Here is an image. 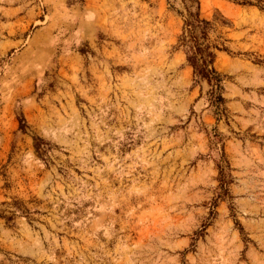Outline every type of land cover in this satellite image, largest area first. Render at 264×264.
I'll use <instances>...</instances> for the list:
<instances>
[{"label": "rangeland", "instance_id": "obj_1", "mask_svg": "<svg viewBox=\"0 0 264 264\" xmlns=\"http://www.w3.org/2000/svg\"><path fill=\"white\" fill-rule=\"evenodd\" d=\"M198 1L221 114L180 0H0V264H264V0Z\"/></svg>", "mask_w": 264, "mask_h": 264}, {"label": "trees", "instance_id": "obj_2", "mask_svg": "<svg viewBox=\"0 0 264 264\" xmlns=\"http://www.w3.org/2000/svg\"><path fill=\"white\" fill-rule=\"evenodd\" d=\"M180 1L183 11L176 13L181 17L182 25L174 49L183 54L184 61L191 71L192 84L200 90L202 85L206 86L205 101L216 114H221L224 110L223 76L214 69L213 63L216 52L229 53L228 40L222 30L227 22L220 15L211 19L201 16L198 0ZM228 1L236 5H251L248 0ZM23 127L24 121L20 116L18 128L22 130Z\"/></svg>", "mask_w": 264, "mask_h": 264}]
</instances>
